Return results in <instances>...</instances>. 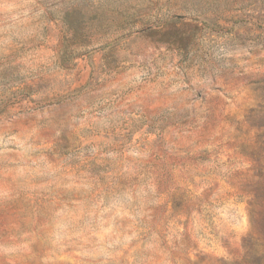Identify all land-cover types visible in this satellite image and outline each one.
<instances>
[{"label":"rangeland","instance_id":"rangeland-1","mask_svg":"<svg viewBox=\"0 0 264 264\" xmlns=\"http://www.w3.org/2000/svg\"><path fill=\"white\" fill-rule=\"evenodd\" d=\"M0 264H264V0H0Z\"/></svg>","mask_w":264,"mask_h":264}]
</instances>
